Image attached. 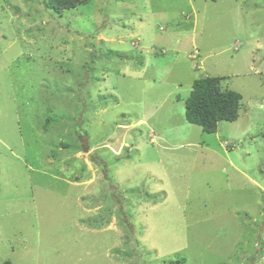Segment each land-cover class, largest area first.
I'll return each mask as SVG.
<instances>
[{
  "label": "rangeland",
  "instance_id": "374dc122",
  "mask_svg": "<svg viewBox=\"0 0 264 264\" xmlns=\"http://www.w3.org/2000/svg\"><path fill=\"white\" fill-rule=\"evenodd\" d=\"M5 263L264 264V0H0Z\"/></svg>",
  "mask_w": 264,
  "mask_h": 264
},
{
  "label": "trees",
  "instance_id": "16d2710c",
  "mask_svg": "<svg viewBox=\"0 0 264 264\" xmlns=\"http://www.w3.org/2000/svg\"><path fill=\"white\" fill-rule=\"evenodd\" d=\"M84 1L86 0H48V5L63 10ZM241 100L239 92L222 89L221 77L204 76L193 82L190 95L185 101V115L188 122L200 125L205 132L214 133L220 121L238 119ZM182 261L183 259L176 260L177 263Z\"/></svg>",
  "mask_w": 264,
  "mask_h": 264
}]
</instances>
